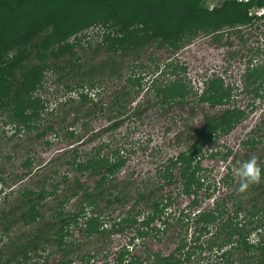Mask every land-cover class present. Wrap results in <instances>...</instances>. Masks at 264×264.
Here are the masks:
<instances>
[{
	"label": "trees",
	"instance_id": "obj_1",
	"mask_svg": "<svg viewBox=\"0 0 264 264\" xmlns=\"http://www.w3.org/2000/svg\"><path fill=\"white\" fill-rule=\"evenodd\" d=\"M224 2L226 5L210 8L208 0H0V59L17 45L31 48L35 37L45 30L49 32L37 46L41 61L25 68L14 80L7 79L3 69L16 64L18 54L11 62L0 65V117H4L5 124H14V135L23 127L28 131L36 128L40 130L37 137L43 139L54 130L53 122L43 114L50 117L58 109H49L40 97L33 95L44 81L46 61L43 60L45 54L41 46L48 48L57 43L58 48L53 46L50 53H61L67 49V40L71 35L93 22L107 28L102 40L106 49L121 55L125 52L127 55L131 52L137 54V50L144 45L166 48L175 53L201 32L241 30L244 26L254 25L260 28L264 25V12H253L254 8L264 7V0ZM110 22L118 27H107ZM259 50L260 47H257L254 53L258 54ZM253 59L251 56L244 67L241 90L252 98L254 109L255 101L264 100V63H254ZM64 62L81 75L76 84L66 85L68 92L77 91L80 98L74 107L76 115L71 125L66 126L67 137L76 136V129L69 131L68 128L83 117H104L109 123L98 131L93 130L88 140H78L81 146L104 133L117 130L127 120V106L146 88L142 69L147 65L134 63L128 77H125L121 67V71L114 68L113 72L123 80L119 89L107 100L99 96L101 90L98 97L89 93L105 85L95 65L86 71L82 70L84 64L79 60L64 59ZM65 64L50 66L52 69L63 68ZM156 68L159 75L152 78L146 88L147 91L155 90L156 104L162 107L174 103L188 104L193 98L197 104L206 103L211 108L220 109L214 113L205 111L199 126L192 125L189 129V134L193 133V136L186 148L170 156L155 175L146 179L132 182L134 180L127 179V175L118 178L127 164V148L122 144L113 147L111 140L102 141L86 151L78 145L71 146L68 155L63 156L66 172L61 180L49 182L51 173H45L42 179L36 181L35 187L21 186L8 192L5 189L8 178L1 175L0 184L5 185L0 186V202L7 207H0V232L11 237L0 248V264H40L36 256L49 243L64 252V258L54 264H70V256L78 252L84 243L68 240L72 234L71 227L82 232L84 237L96 234L105 237L114 230L131 228L133 234L128 235V242L118 251L114 264H190L193 258H201L203 251L211 252L216 246L217 252L222 251L218 257L230 263L235 249L250 248V235L264 227V181L241 191L234 170L230 168L231 173L220 181L213 180L202 164L207 151L218 143L220 134L231 132L247 115L248 111L235 103L234 95L237 93L234 92L238 86L226 84L224 77L214 75L207 79L201 92H194L185 77L181 76L186 66L179 61L170 60L164 65H156ZM167 74L173 78H167ZM71 102H74L73 97L66 99L65 106ZM143 112L144 109L137 110L139 115ZM260 122L253 133L264 130V112ZM113 141L117 142V137ZM177 142L180 145L184 139L179 136ZM244 142L257 144L254 136L247 137ZM47 143L50 140L47 139ZM105 149L108 151L103 152ZM257 161L264 167V157L257 158ZM237 162L238 158L235 164ZM32 164L31 158L22 161V166L28 168L24 175L32 174ZM70 171L76 173L72 180L68 175ZM80 174L95 179V184H86ZM17 182L16 179L14 183ZM63 184L66 185L62 188ZM171 186L174 187L166 189ZM185 195L190 197V201L184 208L178 209L176 197ZM75 197L74 208L66 209V203ZM132 199L134 202L127 213L113 218L112 229L105 227L103 214ZM209 200L212 204L208 203ZM166 236L177 241V246L169 254L150 252L147 246L142 252H135L137 243L145 245L147 238L160 242ZM258 247L262 256L258 264H263L264 236ZM77 256L79 264H84L99 258V252L90 250Z\"/></svg>",
	"mask_w": 264,
	"mask_h": 264
},
{
	"label": "rangeland",
	"instance_id": "obj_2",
	"mask_svg": "<svg viewBox=\"0 0 264 264\" xmlns=\"http://www.w3.org/2000/svg\"><path fill=\"white\" fill-rule=\"evenodd\" d=\"M225 0H208L210 8L215 6L226 5ZM257 8L253 9L256 10ZM107 27L114 28L116 23L110 22ZM107 28L99 22H93L77 33L71 35L67 42L68 47L65 51L58 54H51V48L57 47V43L46 47L41 46L44 50V74L42 87L33 92V95L40 97L44 101L46 107L56 108L53 116L44 113L48 117V121L53 122L54 130L49 132L43 139L37 137L39 129L32 128L28 131L24 127L17 134L15 133L14 124H5L3 118L0 117V176H6V191L20 188L21 186L35 187L37 180L42 179L45 173H51L49 182L61 180L63 174L66 172V165L64 164L63 156L68 155L67 151L72 146H80L83 151H86L98 145L102 141H112L113 147L124 145L127 148V164L122 168L118 178L127 175V179L136 180L146 179L157 173L158 168L167 161L170 156L175 155L180 149L186 148L188 141L192 140L193 133L189 134V129L192 125H198L202 122V116L205 111L214 113L220 108H211L206 103L197 104L196 100L190 98V103H174L171 106L166 105L162 107L161 104H156V92L147 91L146 88L150 86V80L159 75L156 65H164L167 61L175 60L186 66V69L181 72V76L185 77L188 84L192 87L194 92H201L208 78L214 75H221L225 78L226 84L231 83L238 88L235 90L234 96L236 104L241 108H245L247 115L241 119L236 126L229 133H222L219 136L218 143L214 148L207 151L202 164L208 169L206 172L213 180H221L226 174L231 173L230 168L235 170L238 162L235 164L236 158L238 161L247 160L251 157H264V130H258L253 133V129H257L261 123V118L264 112V100L255 101V108L251 106L252 98L242 92V73L244 67L248 64V60L253 56V62L264 63V25L258 28L256 25L250 27H242L241 30H222L221 32L205 33L201 32L195 38L189 40L184 47L177 52H172L166 48H156L154 46L144 45L140 50L125 54H113L106 49V45L102 40L105 35L103 32ZM48 31H44L34 38L31 48L25 49L23 45H17L10 49L0 59V65L12 61L15 55L18 54V62L12 66H6L3 69L5 77L11 81L15 76H19L21 71L25 68L33 67L39 63L40 56L37 52V46L46 38ZM260 47L258 54L254 50ZM58 48V47H57ZM56 48V49H57ZM23 51V52H21ZM64 59L79 60L84 64L82 70H88L95 65L99 70L101 79H104L105 85L98 86L89 93L94 97L99 96L102 99L110 100L114 92L121 86L119 83L122 78L119 74L113 72L114 68L117 70L121 67L125 77L130 74L132 65L138 63H145L146 68L142 69L145 78L143 85L146 88L135 97L133 102L127 106V120L115 131L104 133L102 136L95 138L88 142L87 145L81 146L78 140H88L91 132L108 124V120L104 117L97 118H81L77 124L69 127V131L76 129L75 137L68 138V131L66 126L71 125L76 112L74 107L77 105L78 92H68L67 84H76L81 76L76 70L71 69L66 65ZM42 60V61H43ZM252 62V63H253ZM66 65L65 67H54L50 65ZM113 65V67L111 66ZM119 71H121L119 69ZM139 68L136 69V72ZM167 78H173L171 74L166 75ZM74 98V102L65 106L66 99ZM99 97V98H100ZM224 107V106H222ZM144 109V112L139 115L137 110ZM58 112V113H57ZM44 119V118H43ZM42 120V119H41ZM83 123H87L86 126ZM199 126V125H198ZM67 131V132H66ZM182 137L184 142L179 145L178 138ZM257 141V144L251 145L244 142L247 137ZM117 137V142L113 138ZM47 139L50 143H47ZM105 149L103 152H107ZM12 156V157H11ZM27 158L32 159L33 172L30 175H24L28 168L22 166V161ZM165 164V163H164ZM55 169L57 170L56 173ZM23 175V179L19 178ZM69 177L72 178L76 173L74 171L68 172ZM81 180L88 185H94L95 179L87 177L86 174H80ZM17 179V183L14 181ZM5 184H0V186ZM16 185V187H15ZM66 184L61 186L62 188ZM167 187L166 189H172ZM60 188V189H62ZM131 186L127 189L129 190ZM224 190V188H221ZM16 192V191H15ZM257 192V191H255ZM259 192V191H258ZM219 195V193H217ZM52 199V198H50ZM77 198H72L66 203V209H73L74 202ZM178 201V209L184 208L190 201L188 196L176 197ZM133 199L117 207L115 210L109 209L104 213L106 224L105 227L112 229L111 223L113 218L118 217L120 213L126 214L133 203ZM208 203L212 204V200ZM7 207L5 203L0 202V207ZM90 212V209H89ZM83 221V218H81ZM29 229V228H27ZM31 229V228H30ZM16 232L17 230H14ZM72 234L68 237L71 242L84 241L81 249L74 252L70 257L72 262L70 264H79L80 260L77 255L81 253L99 252V258L91 259L84 264H114L118 251H120L123 244H127L128 235H132L131 228H125L123 231H112L107 233L105 237L101 235H92L90 237L82 236V232L71 227ZM0 232V248L8 242L11 236L1 237ZM264 236V227L259 231H254L250 235L248 250H234L229 262H223L217 252V246L211 252L205 250L202 257L195 259L190 264H258L262 257L258 247L261 237ZM148 247L150 252L159 251L163 254H169L177 246V241L166 236L162 241H156L153 238H147L145 245L137 243L135 252H142L145 247ZM64 252L51 243L44 251L36 256V261L40 264H54L59 259L64 258ZM264 264V262H263Z\"/></svg>",
	"mask_w": 264,
	"mask_h": 264
},
{
	"label": "clouds",
	"instance_id": "obj_3",
	"mask_svg": "<svg viewBox=\"0 0 264 264\" xmlns=\"http://www.w3.org/2000/svg\"><path fill=\"white\" fill-rule=\"evenodd\" d=\"M238 165L234 170V175L239 178L241 191L252 184L264 181V167L255 157L238 161Z\"/></svg>",
	"mask_w": 264,
	"mask_h": 264
},
{
	"label": "built area",
	"instance_id": "obj_4",
	"mask_svg": "<svg viewBox=\"0 0 264 264\" xmlns=\"http://www.w3.org/2000/svg\"><path fill=\"white\" fill-rule=\"evenodd\" d=\"M254 12L257 14H262L264 12V7L263 8H257L256 10H254Z\"/></svg>",
	"mask_w": 264,
	"mask_h": 264
}]
</instances>
